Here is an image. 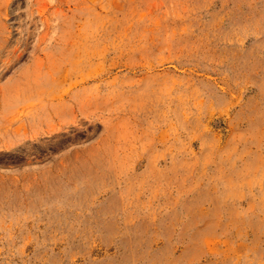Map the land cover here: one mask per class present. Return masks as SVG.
I'll list each match as a JSON object with an SVG mask.
<instances>
[{
  "label": "rangeland",
  "instance_id": "obj_1",
  "mask_svg": "<svg viewBox=\"0 0 264 264\" xmlns=\"http://www.w3.org/2000/svg\"><path fill=\"white\" fill-rule=\"evenodd\" d=\"M0 264H264V0H0Z\"/></svg>",
  "mask_w": 264,
  "mask_h": 264
}]
</instances>
